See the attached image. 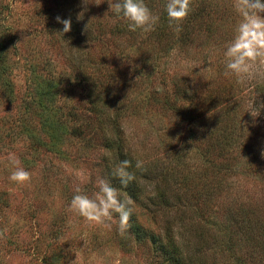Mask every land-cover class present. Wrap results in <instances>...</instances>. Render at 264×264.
I'll return each mask as SVG.
<instances>
[{"label": "rangeland", "instance_id": "obj_1", "mask_svg": "<svg viewBox=\"0 0 264 264\" xmlns=\"http://www.w3.org/2000/svg\"><path fill=\"white\" fill-rule=\"evenodd\" d=\"M157 1L153 8L160 9L163 5ZM88 2L85 10L82 0H0V264H72L76 257L78 264H163L147 239L135 242L131 236L128 238L127 228L120 232L118 214L97 224L68 210L77 187L91 196L97 191V178L107 179L102 157L109 154L103 148L100 131H96L97 118L86 100V84L79 72L84 63L96 64L89 69L92 73L96 68L99 76L113 71L121 79L112 83L107 94L99 91V95L108 104L105 109L111 112L112 106L118 105L113 97H125L117 120L122 140L168 167L176 163L171 155L176 152L178 157L182 149L179 156L186 162L182 173L191 170L190 175L196 179L202 178L195 159L203 142L197 132L176 118L177 114L162 115L166 100L163 94L170 90L168 86L175 81L190 86L185 96L168 95L169 101L177 100L178 105L188 107L190 103L200 104L214 85H230L234 94L243 97L253 79L264 82V67L243 83L235 75H225V45L239 21L233 0H191V11L183 20L186 39L168 54H158L159 44L151 40L154 29L141 31L135 42L128 35L129 22L110 11L107 0ZM81 12L84 16L80 19ZM58 16L78 21L82 28L80 40L67 36L69 32L61 33ZM261 105L264 103L251 111L255 119L249 125L253 126L254 136L242 138L251 141L247 143L251 144V153L256 151L259 165L249 172L245 170L248 150L234 153L237 158L232 162L238 168L228 180L229 185L214 199L208 216L213 220L223 219L227 209L245 207L248 201L264 218ZM60 112L72 114L65 121L77 127L79 138L56 142L49 137L44 123L54 121ZM83 137L92 139L91 149L85 148ZM10 155L17 166L31 173L29 181L17 184L9 180L15 167ZM115 187L120 199H130ZM131 207L137 223L156 234L152 213L135 202ZM214 210L219 211V217ZM173 217L177 218L173 211L164 209L157 217L159 225ZM198 218L188 213L183 223L190 242H196V238L189 229L200 228L206 233L200 264H223L227 256L219 254L213 244L219 230L209 229L206 220ZM123 236L130 242L129 250L120 244Z\"/></svg>", "mask_w": 264, "mask_h": 264}, {"label": "trees", "instance_id": "obj_2", "mask_svg": "<svg viewBox=\"0 0 264 264\" xmlns=\"http://www.w3.org/2000/svg\"><path fill=\"white\" fill-rule=\"evenodd\" d=\"M144 2L152 13L158 12L156 16L159 17V20L154 26L152 34L154 38L151 39L154 43L159 44L158 50L160 52L158 54H168L174 45L183 44L186 34L182 30L186 26L182 22V30L179 32L174 31L169 26L165 12L166 2L157 1L163 5L160 9L159 7L153 8L154 0H144ZM71 21L72 29L67 36H73L71 37L73 40H80L82 28L78 27V21H74L72 18ZM58 24L62 30L63 25ZM141 31L139 29L135 32L130 31L128 35L137 42V39L142 35ZM92 66H96L93 61L88 62V64L84 63L79 72L86 84L87 103L97 118L95 119L97 121L96 131L99 129L103 148L109 154L102 157L107 179L113 186L122 189L132 202L148 209L154 217L158 230L155 234L143 228L137 223L136 217L132 213L127 226L128 238L131 236L135 242H142L147 239L155 254L162 258L163 264H200L203 260L199 259V254L206 247L205 238L207 241V236L199 228L198 230L189 229L199 244H195L194 241L190 242L191 239L186 237L185 230L187 228L183 223V218L191 213L196 218L199 216L198 220H206L209 229L219 230L218 235L213 237V244H215L219 254L227 256V261H224L223 264H229V261L232 264H264V218L260 216L253 203L250 204L248 201L245 207L243 205L236 210L227 209L225 217L220 220H213L212 217H208L213 205H215L214 199L221 194L224 187L229 185L230 177L236 174L238 166L232 162L237 158L234 153L237 151L244 153L245 150H248L246 155L248 168L245 170L249 172L255 171L259 165L256 151L251 153V144L247 143L251 141L246 142L242 138L249 139L251 135L254 136L253 126L251 123L249 125V122L255 119L251 111L258 109L260 103H264V82L253 79L248 86L250 90L243 97L234 94L232 92L234 89L230 85H214L207 91V96L200 104L193 105L190 103L188 107L180 106L177 104V100L169 101L168 98L172 95L185 96L184 93L188 91L187 88L190 86L186 84V87L182 81H175L168 86L170 90L166 89L167 94H163L166 100L162 105L164 107L162 115L177 114L176 118L185 122L189 129L197 132L203 142V147L197 148L198 157L195 159L200 164L202 178L196 179L195 176L190 175L192 174L191 170L182 173V164L186 163L182 160L183 157L179 156L183 151L182 149L179 151L178 157H176V152L171 155L176 163L168 167L156 160L150 153L134 147L133 143L122 140L121 135H119L121 129L117 125V120L123 110L121 106L125 97L122 96L119 99L116 95L113 97L112 101H117L118 105L112 106L113 114L116 113V116L112 117V112L105 109L108 104L105 103L104 97L99 95V91L107 94L112 83L119 82L121 79H118L113 71L110 74L102 72L99 76V69L93 68L95 71L92 73L89 70ZM257 89L262 91L257 92ZM71 116L72 114L69 112H60L54 121H45L44 125L49 137L55 139L56 142L79 138L80 133L77 127L68 126V122L66 124L65 120ZM106 125L110 126L111 129L109 130ZM111 130H113V136L110 134ZM84 138L82 139L85 142V148L91 149L92 139L90 137L91 140ZM43 145L48 146L45 143ZM51 146L53 147L54 144ZM138 150L142 151V154ZM112 157L115 159L113 162L111 161ZM124 159L131 161V167L128 171L134 176L127 187H123L120 180L113 176V170ZM137 161L141 162L140 168L136 167ZM164 209L173 211L177 218L173 217L172 221L167 220L163 226H160L157 217ZM214 211L219 217V211ZM94 241L91 240L90 242ZM120 244L126 250L130 249V242L124 236L120 239Z\"/></svg>", "mask_w": 264, "mask_h": 264}, {"label": "clouds", "instance_id": "obj_3", "mask_svg": "<svg viewBox=\"0 0 264 264\" xmlns=\"http://www.w3.org/2000/svg\"><path fill=\"white\" fill-rule=\"evenodd\" d=\"M107 3L110 11L129 22L128 28L133 32L138 29L144 32L151 31L159 20V17L152 13L144 0H107ZM88 4H90L88 0H82L85 10H87ZM232 7L239 17V21L235 26L232 39L225 45V75H235L238 82L243 83L253 78L258 70L264 67V0H233ZM190 11L191 0H166L165 12L169 26L176 32L182 30L181 24ZM83 16L84 12H81L79 18L81 19ZM56 19L63 25L62 34L71 31L72 21L70 18L63 19L58 16ZM87 30L88 25L85 31ZM173 54H175V50H173ZM251 114L253 116V113ZM9 160L15 166L9 176L10 181L23 184L31 179V173L23 167L17 166L18 162L14 156L10 155ZM130 167L131 161L124 159L113 170V176L120 180L123 187H127L134 179V176L128 171ZM136 167H141L140 161H137ZM96 185L97 191L91 196L77 187L68 210L84 218L88 223L97 224L111 219L112 214L116 213L119 216V230L123 233L133 213L132 201L120 199L118 189L104 177H98ZM78 261L79 257H76L72 264H78ZM116 264L119 262L117 261Z\"/></svg>", "mask_w": 264, "mask_h": 264}]
</instances>
